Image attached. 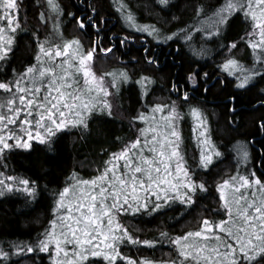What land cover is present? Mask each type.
I'll use <instances>...</instances> for the list:
<instances>
[{
	"label": "trees",
	"instance_id": "obj_1",
	"mask_svg": "<svg viewBox=\"0 0 264 264\" xmlns=\"http://www.w3.org/2000/svg\"><path fill=\"white\" fill-rule=\"evenodd\" d=\"M62 11L59 13L60 27L54 29L57 16L50 11L47 0H22L20 2L19 22L21 28L15 33L13 51L5 61H0V80L12 78L15 73L23 72L25 67L36 63L38 40H52L62 44L67 40L79 38L84 49L92 46L91 42L101 39L100 48L91 62L96 73L112 79L107 73L118 75L121 70L128 73L130 79L113 88L111 102L114 106L112 116L97 110L89 120L88 128H69L57 133L51 145L33 140L31 149L13 148L6 150L0 157V172L6 176H17L34 181L37 189L35 197L20 190L0 197V246L10 253L7 259L0 258V264H50L46 252L16 254L11 243H35L42 238L45 230L52 231V221L61 220L63 209H57L59 193L64 187L76 185L77 180H91L99 176L112 153L119 152L129 141L140 135V129L149 126L147 121L133 117L141 112L151 115L150 108L157 103L179 102L178 111L184 115V134L187 136L186 155L189 170L198 180L207 185V192L198 193L197 204L188 208L176 201L171 207L149 213L142 210L133 213L118 214L120 223L130 233L141 240H155V245H121L124 255H129L140 264L141 259L160 261L176 259L177 249L163 239L160 233H169L170 238L184 235L201 227L204 216L216 220L226 218L223 214L213 216L208 209H216L220 202L217 184L224 179L245 174V167L250 166L256 176L264 180V73L257 76L244 88L236 87V77L229 75L220 67L223 58L229 55V45L237 42L231 51L251 66L252 49L241 37L250 31V22L244 13L235 14L227 30L218 37L204 40L206 54L198 55L201 49L193 47L192 42L202 31L191 33L192 41L187 42L181 29L200 28L197 18V5L203 4L213 10L223 0H170L168 6L158 0H56ZM121 4L125 5L122 9ZM93 8L96 9L93 12ZM131 11L139 25H153L160 30L162 39L156 40L136 27H130L124 19ZM45 19H40V13ZM83 13L82 20L86 27L81 30L76 18ZM71 14V15H70ZM210 14L206 12L205 15ZM92 16L99 27H93L87 18ZM76 17V18H74ZM5 26V20L0 21ZM178 33L171 40L163 37ZM187 34V33H185ZM125 37L131 39L120 41ZM223 45V47H221ZM111 47L110 53L102 51ZM147 49V53L145 52ZM227 52V53H226ZM155 62H149V58ZM62 58H57V63ZM252 59V60H251ZM259 71V68L257 69ZM197 74L194 85L188 80L190 73ZM208 75L205 76L204 74ZM147 76L148 94L142 95V85L137 83L140 77ZM234 80V82H232ZM79 83H82L81 74ZM177 86L188 90L193 87L185 100L175 97L171 88ZM205 88L208 90L205 91ZM181 94H179L180 96ZM205 108L207 130L221 155L213 159L208 168L199 167V148L195 146V137L188 113L190 107ZM14 127V126H10ZM26 135V134H25ZM15 143L14 141H10ZM246 143L249 151L247 163H241L237 155V144ZM123 161L119 162L122 169ZM259 164V170L257 168ZM239 165V168H238ZM262 170V171H261ZM262 172V173H261ZM75 177V178H74ZM82 186V185H81ZM78 190V189H77ZM259 195V194H258ZM57 226V224H55ZM56 230V227L55 229ZM62 229L57 232L60 234ZM100 243V241H99ZM91 264H107L103 257H90ZM120 264H127L121 261Z\"/></svg>",
	"mask_w": 264,
	"mask_h": 264
},
{
	"label": "snow or ice",
	"instance_id": "obj_2",
	"mask_svg": "<svg viewBox=\"0 0 264 264\" xmlns=\"http://www.w3.org/2000/svg\"><path fill=\"white\" fill-rule=\"evenodd\" d=\"M158 3L168 6L170 0H158ZM47 5L51 12L57 14L53 27L59 29L62 9L56 0H47ZM124 7L121 4V8ZM19 8L18 0H0V10L4 13L0 20L7 21V27L0 25V61L7 60L13 51L15 33L21 28ZM209 11L210 14L205 15ZM241 12L251 25V31L241 40H246L253 50L254 63L246 66L231 57V51L238 46L234 41L228 46L229 58L220 65L223 71L236 76L238 88H244L264 73V0H223L213 10L206 9L203 4L197 5V18L203 17L199 21L200 28L193 26L181 29L179 33L189 43L193 31H202L204 38L221 36L234 15ZM40 19H45L44 12L40 13ZM76 19L81 29L86 27L84 20ZM124 19L130 27L147 32L156 40L162 39L158 28L139 25L130 10L125 13ZM87 21L93 27H99L92 16ZM177 35L174 32L163 39L171 40ZM127 39L131 38L125 37L120 42L124 43ZM91 44L85 50L79 38L62 44L49 39L38 40L36 63L25 67L23 72L13 69L15 75L12 78L0 80V157L13 148L31 149L33 140L51 145L57 133L65 129H87L90 118L97 110L113 115L114 106L109 99L112 93L105 87V77L97 76L91 65L101 45L99 35ZM112 50L111 47L102 49L105 53ZM197 54H206L204 46ZM57 58L62 59L57 63ZM149 62H155L154 58L150 57ZM80 74L83 86L79 83ZM105 75L112 76L111 86L117 91L121 82L130 79L125 70L118 75ZM196 76L195 72L188 76L194 85L197 83ZM149 82L151 78L147 76L137 81L142 84V95L148 94ZM188 96L189 93L185 92L184 98ZM150 112L151 115L141 112L133 117V121H147L149 127L140 129V135L135 140L129 141L119 152L112 153L99 176L91 180L79 179L76 185L64 187L59 193L54 211L65 208L66 203L68 209V214L61 217L66 223L60 225V234L46 229L35 243H11L9 246L15 249L16 254L47 252L52 264H91L90 257H103L107 264H120L121 261L137 264L131 256L122 253L121 245L152 246L157 241L133 236L120 223V212L147 210L158 213L176 201L188 208L196 206L198 193L208 189L203 180L198 181L193 176L183 155L182 137L176 126L181 113L175 102L154 104ZM156 113L160 116L157 117ZM191 114L203 127L205 121L201 109L193 107ZM199 135L205 137L202 143L210 144L207 128ZM220 155L215 145H211L207 152L202 149L199 167L208 168ZM237 155L241 163H247L249 151L246 144L238 145ZM121 160L122 170L118 166ZM3 176L4 173L0 172V177ZM34 184L27 178L6 176L0 179V197L20 190L21 186L24 193L35 197L37 189L32 186ZM217 189L221 203L216 209L207 211L213 216L223 214L226 218L216 220L204 216L198 230L174 238L162 231L161 238L176 247L177 257L162 260L159 264H264V180L254 171L250 174H239L238 171L236 175L219 182ZM73 212L78 215H72ZM51 223L55 225L56 221ZM101 240L103 243H99ZM52 244L55 246L54 255L50 248ZM65 244L73 247L62 246ZM9 256L10 253L0 246V258L7 259ZM140 264L157 262L142 258Z\"/></svg>",
	"mask_w": 264,
	"mask_h": 264
},
{
	"label": "rangeland",
	"instance_id": "obj_3",
	"mask_svg": "<svg viewBox=\"0 0 264 264\" xmlns=\"http://www.w3.org/2000/svg\"><path fill=\"white\" fill-rule=\"evenodd\" d=\"M22 0H18V2L20 3ZM21 9V7L19 8V10ZM4 15V13H3V11L2 10H0V16H3ZM18 18H19V13H18ZM0 21H4V20H0ZM0 25H2L1 24V22H0ZM5 27H7V21L5 20ZM250 31H251V29H250ZM146 34H148L147 32H145ZM149 35V34H148ZM208 38H204V36H203V34H201V36H198V37H196L195 39H194V42H192V45H193V47H198V48H201L202 46H204V44H205V42H204V40H207ZM254 39H256V37H254ZM245 42H247L246 40H245ZM229 51V50H228ZM227 53V52H226ZM230 55H231V53H230ZM231 57H234V58H236L237 60H239L241 63H243V64H245L244 62H246V60H243V59H241V56H240V58L238 57V56H236V55H231ZM227 58H229V55L225 58H223V60H225V59H227ZM251 58L254 60V56H253V50H252V55H251ZM251 59V60H252ZM244 61V62H243ZM92 65V64H91ZM92 68H93V66H92ZM93 71L95 72V70H94V68H93ZM96 73V72H95ZM97 74V76H103V75H101V74H98V73H96ZM81 77H82V83H81V86H83V76H82V74H81ZM105 77V87H107L108 88V90L112 93V90H113V87L111 86V81H112V79H108L106 76H104ZM143 77V76H142ZM236 77V76H235ZM141 78V77H140ZM140 78H139V80H140ZM142 85V84H141ZM143 88V87H142ZM172 92H173V90H172ZM109 99L111 100V97H109ZM175 103H176V106H177V109H178V106H179V102H177V101H174ZM172 102H168L167 104H171ZM196 107V106H195ZM193 108V107H192ZM198 108V107H197ZM199 109H201V111H202V113H203V117H204V121H205V123H204V126L203 127H201L200 126V124H199V120H198V118H195V117H193V115L191 114V107H190V110L188 109V113H189V115L192 117V119H189V120H192L193 121V123L191 124V128H192V131H193V136L196 138L195 139V146H198V148H199V154H198V156H199V159H200V156H201V150L202 149H204L205 150V152H207V150L210 148V146L212 145V144H204V143H202V141L205 139V137H203V136H200L199 135V133L200 132H203L204 130H205V128H207L208 126H207V121H206V119H205V117H207L206 116V113H205V108H199ZM156 115H157V117H159L160 116V113H156ZM184 115H181V117H180V119L178 120V121H176V126H177V129L180 131V133H181V137H182V152H183V155L185 156L187 153H186V142H187V136H185V134H184V125H183V123H184ZM149 126H147V128H148ZM194 128L196 129V131L194 132ZM208 135H209V133H208ZM25 138H27L26 137V135H25ZM210 141H211V138H210ZM15 142V141H14ZM240 144H246V143H244V142H240V143H238L237 145H240ZM237 149H238V146H237ZM247 149H248V146H247ZM122 161V160H121ZM120 162V161H119ZM119 162H118V166H119ZM122 165H123V163H122ZM119 168H120V166H119ZM120 170H122L121 168H120ZM246 172H245V174H250V173H252L253 172V170L251 169V167L250 166H246L245 167V169H244ZM219 192V191H218ZM219 195H220V193H219ZM69 199H71V197H69ZM109 203H111V199H109V201H108ZM63 210H64V213L62 214V216L61 217H63V216H65V215H67L68 214V209H67V203L65 204V208H63ZM120 214H124V212H120ZM72 215H78V213H75V212H73L72 213ZM118 219L120 220V217L118 216ZM66 223V221L65 220H63V219H61V220H59V221H56V224H57V226L56 225H53V228L55 229V227H56V230H55V232H56V234L57 235H59V233L57 232L61 227H60V225L61 224H65ZM105 223H106V219H105ZM54 229H51V230H54ZM100 243H103V241L101 240L100 241ZM62 246H64V247H66V248H72L73 247V245H71V244H65V245H62ZM54 244H52V245H50V248L53 250V255H54ZM47 253V252H46ZM48 254V256H49V260H50V264H52V261H51V258H50V255H49V253H47ZM62 258V257H61Z\"/></svg>",
	"mask_w": 264,
	"mask_h": 264
},
{
	"label": "flooded vegetation",
	"instance_id": "obj_4",
	"mask_svg": "<svg viewBox=\"0 0 264 264\" xmlns=\"http://www.w3.org/2000/svg\"><path fill=\"white\" fill-rule=\"evenodd\" d=\"M81 17H83V13H82L79 17H77V18L81 19ZM76 24L79 26V21H78V19H76ZM79 28H80V27H79ZM81 30H83V29H81ZM236 80H237V78H236ZM232 82H234V80H232ZM236 84H237V83H236ZM192 89H193V87H191V86H188V90H184V87H182L180 91H177V86H176L175 89L171 88V90H173V94H174L175 97H181V98H183V99H185V98H184V93H185V92H188L189 95H190ZM192 92H193V91H192ZM179 94H181V95L179 96ZM185 100H186V99H185ZM257 168H258V170H259V164H257ZM261 171H262V170H261ZM261 173H262V172H261ZM263 174H264V172H263Z\"/></svg>",
	"mask_w": 264,
	"mask_h": 264
}]
</instances>
